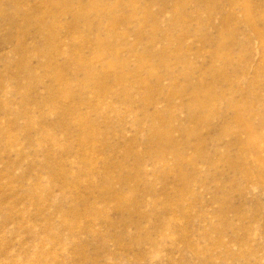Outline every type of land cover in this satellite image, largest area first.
Masks as SVG:
<instances>
[{
	"label": "rangeland",
	"instance_id": "374dc122",
	"mask_svg": "<svg viewBox=\"0 0 264 264\" xmlns=\"http://www.w3.org/2000/svg\"><path fill=\"white\" fill-rule=\"evenodd\" d=\"M12 1L0 264H264V0Z\"/></svg>",
	"mask_w": 264,
	"mask_h": 264
},
{
	"label": "bare ground",
	"instance_id": "6f19581e",
	"mask_svg": "<svg viewBox=\"0 0 264 264\" xmlns=\"http://www.w3.org/2000/svg\"><path fill=\"white\" fill-rule=\"evenodd\" d=\"M11 1V0H10ZM14 1V0H13ZM13 1H12V5H13ZM49 2H53V3H55L54 2V0H52V1H50V0H48ZM16 2H17V0H16ZM91 4V3H90ZM96 4H98V2H96L95 3V1H93L92 2V4L90 5L91 6V8L89 9L91 12H93V11H95V10H97L96 11V13L94 14V15H96L97 17H98V15H99V12L102 10V8L100 7L99 9H98V7H96L95 5ZM19 6V5H18ZM62 10V9H61ZM87 10V8L85 9V8H83L82 10H81V12H80V14H79V16H78V18L77 19H80V20H83V21H86V19H85V11ZM100 10V11H99ZM104 12V11H103ZM101 14V13H100ZM116 19H117V17H115ZM76 19V20H77ZM101 19V18H100ZM115 19V24H116V22H117V20ZM77 22V21H76ZM103 23V22H102ZM74 25V24H73ZM111 26H114V24L113 25H111ZM52 27H53V25H52ZM74 27V26H73ZM55 28V27H54ZM54 28H52V29H54ZM60 29V28H59ZM112 29V28H111ZM55 30H57L58 31V29H57V25H56V29ZM101 30V29H100ZM257 33L261 36V37H263L264 38V33L260 30V29H257ZM55 33H57L56 31H55ZM53 34V33H52ZM54 35V34H53ZM53 37V36H52ZM106 40H108V39H103L102 41H106ZM100 41V40H99ZM99 41H97V42H99ZM96 42V43H97ZM80 47V46H79ZM79 47H77V48H75L76 49V53H77V51H78V48ZM56 51V48H53V51ZM221 50V49H220ZM113 51H115V52H117V50H116V48L113 50ZM219 51V50H218ZM57 52V51H56ZM216 54V53H215ZM77 55V54H76ZM79 58V57H78ZM77 60H79L78 61V64H79V66H80V69L84 72V73H86V79H87V66H86V64H87V62H85V61H83V60H80V59H77ZM110 66H108V68H109ZM103 77V79L106 77V75H104V76H102ZM54 78H55V80L56 81H59V80H63V75L61 74V72H55L54 73ZM88 80V79H87ZM119 82H121V80H122V78H119ZM100 81V76L99 75H95V82H99ZM207 88V87H206ZM207 90V89H206ZM196 94H198L197 96H195V99H194V101H195V104H196V106L198 107V106H200V107H206V106H208V105H210L214 100H215V96H213L212 94H210V93H208L207 91H205V89H204V84H203V82L202 83H199L198 84V88H197V90H196ZM232 106L234 107V105L232 104ZM248 107L247 106H243V107H239V108H237V107H234V118H235V120L239 123V125L242 127V128H244L246 131H252V129H251V125H250V123H249V120H248ZM197 120L198 121H204L205 120V118L204 117H202V116H197ZM262 123L264 124V119L262 120ZM186 132H187V135H189V134H191L192 133V131H189V130H185ZM152 135H154L155 136V138H160L161 137V135L159 134V132H154V134H152ZM162 137H164V136H162ZM164 140L162 141V144H161V146H162V148H163V150H175L176 148H177V146L174 144V143H171L169 140H168V138L167 137H164L163 138ZM259 173V172H258ZM263 174V173H262ZM139 222V221H138ZM171 222V221H170ZM170 222H169V224H170ZM165 223V222H164ZM167 223V222H166ZM174 223V222H173ZM163 224V223H162ZM137 225V224H136ZM164 225V224H163ZM170 226V225H169ZM165 227H166V225H165ZM171 227V226H170ZM224 227V226H223ZM214 229H215V231H219V234H221L222 233V231H224L222 228H220V226H215L214 227ZM207 235V234H206ZM208 236V235H207ZM209 237V236H208ZM189 238V237H188ZM213 243V242H212ZM222 243V242H221ZM245 243V242H244ZM237 254V253H236ZM237 257H239V255L237 256ZM240 258V257H239ZM258 258H260V257H258ZM257 260V259H256ZM255 261V260H254ZM263 263V259H259V260H257L256 262H255V264H262Z\"/></svg>",
	"mask_w": 264,
	"mask_h": 264
}]
</instances>
